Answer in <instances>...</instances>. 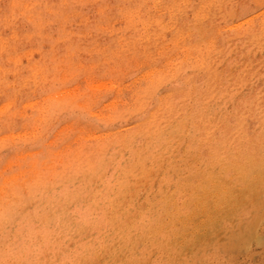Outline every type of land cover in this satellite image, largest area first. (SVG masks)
<instances>
[{"label":"rangeland","instance_id":"374dc122","mask_svg":"<svg viewBox=\"0 0 264 264\" xmlns=\"http://www.w3.org/2000/svg\"><path fill=\"white\" fill-rule=\"evenodd\" d=\"M259 136L264 0H0V264L191 263Z\"/></svg>","mask_w":264,"mask_h":264},{"label":"bare ground","instance_id":"6f19581e","mask_svg":"<svg viewBox=\"0 0 264 264\" xmlns=\"http://www.w3.org/2000/svg\"><path fill=\"white\" fill-rule=\"evenodd\" d=\"M250 144L253 145L248 149L247 155L245 157V162L247 161L248 163H250L252 161L255 165L250 164L239 167V176L240 178H242L241 181L245 183L244 188H246L248 191H253L254 194L252 195V197L245 198L246 194L242 192L240 183L233 186V190H240L241 192H239L243 193V195L240 198L238 197V199H236L235 193L237 192L233 191V194L232 192H230L227 201L220 203V205L225 204V207H229V209L231 208L230 211H221L222 213L217 219H212L209 225H206L199 231L202 232L201 234L204 236V239L202 240L203 242L200 241L198 245L196 244L198 250L200 251H196L194 253L197 254L196 260L191 259L192 262L187 264H224V255L228 256L227 262H229L230 264H235L237 261L239 262L237 258H239L241 253L244 254L250 249L252 242L256 241V243L264 245L263 232L261 234L260 232L258 233L256 231V225L258 223L259 217L264 216V162H262L263 160L260 161V159L264 158V137L259 136L257 140H254ZM223 180L225 179L223 178ZM260 186L263 188H260ZM213 190L216 191L215 189ZM211 198L212 197H210V199ZM219 208H221V206ZM86 210L78 212L82 225L86 224L90 217L91 211ZM216 214L218 213L216 212ZM222 256L223 260L221 262Z\"/></svg>","mask_w":264,"mask_h":264},{"label":"clouds","instance_id":"9594fccd","mask_svg":"<svg viewBox=\"0 0 264 264\" xmlns=\"http://www.w3.org/2000/svg\"><path fill=\"white\" fill-rule=\"evenodd\" d=\"M7 226L8 225H7L6 222L5 223H0V227H7ZM40 250H41L42 254L43 253H46V252H53L55 255L58 254V253H60L62 256L65 255V254H67V253H62L61 252V249L59 247L49 248V247L44 246V247H41ZM59 264H60V261H59Z\"/></svg>","mask_w":264,"mask_h":264}]
</instances>
